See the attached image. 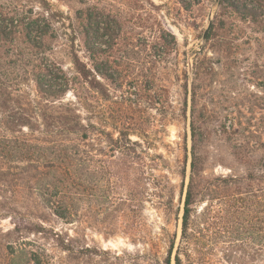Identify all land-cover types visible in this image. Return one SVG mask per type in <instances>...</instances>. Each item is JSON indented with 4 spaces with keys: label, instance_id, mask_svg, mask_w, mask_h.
<instances>
[{
    "label": "rangeland",
    "instance_id": "rangeland-1",
    "mask_svg": "<svg viewBox=\"0 0 264 264\" xmlns=\"http://www.w3.org/2000/svg\"><path fill=\"white\" fill-rule=\"evenodd\" d=\"M2 2L24 17V25L46 31L34 40L37 61L25 60V69L53 64L76 82L55 106L70 105L83 124L90 123L85 150L90 174L102 179V194L107 180L120 186L107 195L115 206L105 199L100 204L92 192L74 222L49 223L54 231L96 249L99 258L103 251L138 264L161 263L169 241L176 237L177 245L179 239L193 141L209 178L264 176V34L218 0ZM75 55L100 93L80 81ZM18 83L39 107L31 76ZM33 127L43 124L33 121ZM141 179H148L142 191ZM250 188L264 189V183ZM168 197L166 209L161 202ZM10 229V220L0 219V230ZM45 244L55 262L64 261V253ZM212 257L216 261V250Z\"/></svg>",
    "mask_w": 264,
    "mask_h": 264
},
{
    "label": "trees",
    "instance_id": "trees-1",
    "mask_svg": "<svg viewBox=\"0 0 264 264\" xmlns=\"http://www.w3.org/2000/svg\"><path fill=\"white\" fill-rule=\"evenodd\" d=\"M9 6L0 0V210L5 212L0 219H9L12 224V229L0 230V264H138L134 258H110L103 251L100 253L106 256L99 258L96 249L78 245L50 226L55 218L71 221L68 223L78 219L90 193L97 194L100 204L108 203V192L114 193L120 186L107 180L102 194V179L99 173L95 178L90 174L85 150L90 123L83 124L70 105L55 106L76 82L53 64L37 63L30 72L25 69V60L37 61L33 49L40 47L34 40L45 38L46 31L37 25L34 28L33 22L32 27L24 25V17ZM218 6L264 34V0H218ZM73 67L83 84L98 88L91 80V70L76 55ZM27 76L42 99L39 107L32 106L33 101L19 87L18 80ZM97 90L100 93L101 89ZM33 121H40L43 129H35ZM197 148L193 141L184 196L183 189L181 192L177 245L174 237L165 259L154 264H264V189L250 188L251 182L264 183V176L209 178ZM181 176L185 178V168ZM147 181L140 180L141 191ZM157 194L158 198L163 196L160 190ZM207 195V203L197 212L196 205ZM161 203L168 209L172 198ZM42 241L64 253V261L55 262Z\"/></svg>",
    "mask_w": 264,
    "mask_h": 264
},
{
    "label": "water",
    "instance_id": "water-1",
    "mask_svg": "<svg viewBox=\"0 0 264 264\" xmlns=\"http://www.w3.org/2000/svg\"><path fill=\"white\" fill-rule=\"evenodd\" d=\"M216 1H217V0H216ZM209 26H210V18L208 19V27H207V29H206L205 32H204V36H203V38L206 37V34H207V32H208V29H209Z\"/></svg>",
    "mask_w": 264,
    "mask_h": 264
}]
</instances>
